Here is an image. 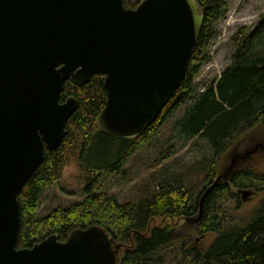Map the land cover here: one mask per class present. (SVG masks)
I'll return each instance as SVG.
<instances>
[{
	"label": "water",
	"instance_id": "1",
	"mask_svg": "<svg viewBox=\"0 0 264 264\" xmlns=\"http://www.w3.org/2000/svg\"><path fill=\"white\" fill-rule=\"evenodd\" d=\"M203 19L196 0H141L134 8L123 0H0V264H120L122 243L97 224L17 248L18 193L44 150L67 133L78 100L60 101L65 80L83 85L103 74L95 126L138 137L180 86ZM234 160L204 190L193 221ZM230 187L242 201L254 194Z\"/></svg>",
	"mask_w": 264,
	"mask_h": 264
},
{
	"label": "trees",
	"instance_id": "2",
	"mask_svg": "<svg viewBox=\"0 0 264 264\" xmlns=\"http://www.w3.org/2000/svg\"><path fill=\"white\" fill-rule=\"evenodd\" d=\"M123 1L126 7L134 8L141 0ZM196 1L204 19L185 76L158 118L139 137L115 138L95 126L94 118L106 98L102 74H93L89 82L77 87L66 80L59 98L63 100L72 92L78 106L68 117L67 133L58 148L44 150L43 161L18 193L17 248L31 247L52 233L64 241L72 229L97 224L122 243L120 264H264V174L252 167L237 170L207 192L202 215L196 221L199 234H214L205 249L177 243L168 225L150 228L156 216H197L199 194L212 184L221 157L253 127L264 123V16L250 32L244 26L234 32L231 63L181 117L171 122L165 147L158 149L157 162L175 154L178 138L203 140L211 154L182 166L171 178L165 176L153 190L147 185L136 200L119 202L102 182L106 175L126 174L122 163L151 139L157 126L191 99L193 78L206 62L213 25L227 10L226 0ZM71 154L80 161L84 175L81 198L59 203L45 215H38L42 193L58 182ZM126 177L122 182L131 178ZM230 185L262 194L257 214L245 225L234 223L228 211L241 202Z\"/></svg>",
	"mask_w": 264,
	"mask_h": 264
},
{
	"label": "rangeland",
	"instance_id": "3",
	"mask_svg": "<svg viewBox=\"0 0 264 264\" xmlns=\"http://www.w3.org/2000/svg\"><path fill=\"white\" fill-rule=\"evenodd\" d=\"M226 3V13L213 25L214 34L207 47L206 62L199 67L193 78L191 99L180 106L171 119L157 126L151 139L144 143L141 148L136 149L122 163L121 168L126 171V174L121 172L106 175L103 178L102 182L106 191L115 194L119 202L136 200L147 185H150L151 190H153L158 182L165 179V176L171 178L181 170L182 166H189L204 155L211 154V149L203 140L186 141L178 138L175 141V154L157 162L158 149L165 145L166 138L170 134L171 122L181 117L191 107L199 93L213 84L222 70L231 63L234 51L232 40L234 32L243 26L250 32L258 20L264 16V0H226ZM194 142H197V146H193ZM254 148H256L254 152L248 153L245 157H240ZM74 150L75 148H73ZM70 156V159L62 166L61 177L58 182L42 193L38 215H45L59 203L63 204L81 198L80 189L84 184L81 163L76 155L71 154ZM178 157H181L182 160L180 161ZM234 157L231 171L226 176H222L219 182H226L234 172L245 167H252L255 172L264 174V123H259L253 127L221 157L216 177L227 172ZM125 175L131 178L122 182V177ZM216 177L213 178L212 182ZM195 183L197 182L195 181ZM206 188H203L202 193ZM201 194H199L198 199H200ZM261 195V193H257L248 196L249 198L245 201L241 200L237 207L228 209L233 222L238 225H245L253 219L257 214ZM167 225L171 227L172 236L177 243L198 246L201 250L205 249L214 238L213 233L199 234L196 229V222L192 219L175 216H156L150 228Z\"/></svg>",
	"mask_w": 264,
	"mask_h": 264
},
{
	"label": "flooded vegetation",
	"instance_id": "4",
	"mask_svg": "<svg viewBox=\"0 0 264 264\" xmlns=\"http://www.w3.org/2000/svg\"><path fill=\"white\" fill-rule=\"evenodd\" d=\"M102 75H103V74H102ZM103 77H104V75L102 76V81H103ZM68 81H69V80H68ZM65 82H66V80H65ZM65 82H64V83H65ZM70 82H71V81H70ZM71 83H72V82H71ZM72 85H73V86H76V87H77V86H81V85H75V84H73V83H72ZM68 96H73V97H75V96L73 95L72 92H71V93L68 92V93L66 94L65 98H64L63 100H60V101H61V102L64 101ZM75 98H76V97H75ZM59 99H60V98H59ZM138 137H139V136H138ZM135 138H137V137H135ZM124 139H132V138H124ZM259 147H261V145H259Z\"/></svg>",
	"mask_w": 264,
	"mask_h": 264
}]
</instances>
